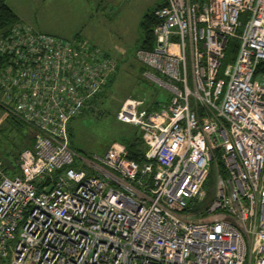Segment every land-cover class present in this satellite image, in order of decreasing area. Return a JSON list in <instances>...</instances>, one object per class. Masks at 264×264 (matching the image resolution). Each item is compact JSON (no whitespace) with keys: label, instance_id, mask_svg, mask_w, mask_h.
Listing matches in <instances>:
<instances>
[{"label":"built area","instance_id":"1","mask_svg":"<svg viewBox=\"0 0 264 264\" xmlns=\"http://www.w3.org/2000/svg\"><path fill=\"white\" fill-rule=\"evenodd\" d=\"M153 14V46L134 54L168 98L117 111L141 131L142 164L123 142L94 157L70 144L115 57L22 21L0 33V105L33 138L19 172L0 154V264H264V0H164Z\"/></svg>","mask_w":264,"mask_h":264},{"label":"rangeland","instance_id":"2","mask_svg":"<svg viewBox=\"0 0 264 264\" xmlns=\"http://www.w3.org/2000/svg\"><path fill=\"white\" fill-rule=\"evenodd\" d=\"M7 1L25 16L24 22L32 28L68 38L81 32L82 38L109 51L119 61L113 84L106 89L104 97L91 107L92 112L72 120L75 146L86 157L101 155L109 144L133 134L137 125L117 117V111L126 98L144 96L146 102L166 98V88L145 75L142 63L134 54L138 21L144 11L161 0ZM227 60L223 59L221 69ZM24 135L21 145L30 139V129L26 128ZM10 150L17 153L13 147ZM13 159L8 162L3 158L8 172H13L16 167L17 157ZM215 174V165L212 164L207 176L211 185Z\"/></svg>","mask_w":264,"mask_h":264},{"label":"trees","instance_id":"3","mask_svg":"<svg viewBox=\"0 0 264 264\" xmlns=\"http://www.w3.org/2000/svg\"><path fill=\"white\" fill-rule=\"evenodd\" d=\"M162 3L163 2L158 3V4L154 5L151 8H148L146 11L143 12V14L139 20V24H138L139 36L136 39L135 48H137V47L151 48L153 46L154 35L152 32V27L157 22V19L153 14V10L155 7H157L158 5H160ZM19 21H21L19 19V16L12 9V7L7 3V1L6 0H0V33L7 32L12 24L19 22ZM72 37H81V36L76 33ZM238 42H239L238 39L234 38V37L229 40L227 47H226V52H225V57H224L225 59L233 58L235 51L237 49V46H238ZM119 66H120V63L117 60V67H116L115 71L109 77V79L106 82V84L104 85L103 89L93 99L94 104L96 102H100V98L104 97V93H106V89L113 84V81L115 79V76H116V73L119 69ZM142 68L144 70V69H146V66L143 65ZM257 71L258 72H264V61L259 63V65L257 67ZM167 98H168V93H167V96L165 99L155 98L153 101L146 102V107H148L150 109L151 108H160L161 104L164 101H166ZM91 107L92 106L85 108L80 115L85 114V113L89 114L90 112H92ZM0 111L2 112V114L4 116L3 121L0 123V154L8 162H12V160H14L13 158H15V156L17 157L19 151L24 146L32 143L33 138H32V136H30V139H28V142L26 141L24 143L25 145L24 144L21 145V143L25 139L24 132L26 131V128L29 129L28 125L22 119L17 117L15 114H12L8 110H4V108L1 105H0ZM80 115L78 117H80ZM69 125H70V128H69L70 144L76 150V152L81 153V151H79L80 149L77 146H75L74 130L72 127L73 126L72 121L69 123ZM116 141L123 142L126 145L127 156L129 158L137 161L139 164H142L146 160V156H145L146 146H145L144 140H143L142 135H141V131H140L138 126L135 127V131L133 132V134L129 135L124 140H116ZM116 141H114V142H116ZM11 147L15 148L17 150V153H12L10 150ZM18 147H20V148H18ZM13 171L19 172V170H17V167H15ZM139 175L142 176V174L140 172H139ZM143 180L146 184L151 183L150 176L144 175ZM209 180H210V178H209ZM209 180H206V182H205V186L207 187V190L209 193L207 194L206 198L204 199V202L203 203L200 202L199 205L193 207V209H195V210L202 209V207L205 204H207L208 203L207 201L211 198L214 181H212V185H211Z\"/></svg>","mask_w":264,"mask_h":264},{"label":"crops","instance_id":"4","mask_svg":"<svg viewBox=\"0 0 264 264\" xmlns=\"http://www.w3.org/2000/svg\"><path fill=\"white\" fill-rule=\"evenodd\" d=\"M7 1V0H6ZM164 0H161L160 2H157L156 4H158V3H161V2H163ZM7 3L12 7V9L17 13V15L19 16V19L22 21V22H24V20H25V16H23V14L12 4V3H10L9 1H7ZM98 4L99 5H101V3L100 2H98ZM156 4H154V5H156ZM153 5V6H154ZM152 6V7H153ZM141 18V17H140ZM140 20V19H139ZM26 23V22H25ZM138 24H139V21H138ZM139 28V27H138ZM77 34H79V35H82L81 34V32H76ZM75 33V34H76ZM139 36V31H138V34L137 35H135L134 37H136L135 39H137V37ZM106 52V51H105ZM107 53H110L109 51L107 52Z\"/></svg>","mask_w":264,"mask_h":264}]
</instances>
